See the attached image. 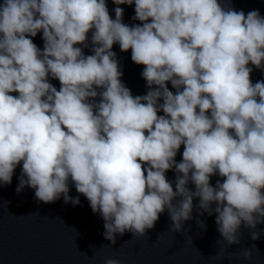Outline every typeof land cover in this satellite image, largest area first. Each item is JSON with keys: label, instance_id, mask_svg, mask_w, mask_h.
<instances>
[{"label": "clouds", "instance_id": "9594fccd", "mask_svg": "<svg viewBox=\"0 0 264 264\" xmlns=\"http://www.w3.org/2000/svg\"><path fill=\"white\" fill-rule=\"evenodd\" d=\"M112 2L115 19L106 0H0V186L22 162L18 194L79 205L71 179L112 245L126 231L146 236L165 210L183 231L198 197L226 247L239 244L242 224L264 223V80L249 66L264 70V16L221 0ZM125 4L141 23L123 22ZM41 32L43 50L29 38ZM115 44L144 66L145 95L122 82ZM226 247L212 259L231 258Z\"/></svg>", "mask_w": 264, "mask_h": 264}, {"label": "water", "instance_id": "95a60500", "mask_svg": "<svg viewBox=\"0 0 264 264\" xmlns=\"http://www.w3.org/2000/svg\"><path fill=\"white\" fill-rule=\"evenodd\" d=\"M106 3L110 16L115 19L114 9L117 5L112 0H106ZM221 3L237 11L243 10L245 14L258 10L264 16V0H228L227 3L221 0ZM119 7L124 9L125 24L131 26L141 23L133 19L134 4ZM91 36L90 31L89 47L83 49L85 55L93 54ZM29 38L43 50L42 32ZM113 51L123 73L122 82L134 96L145 95L149 89L141 75L144 66L135 64L131 59V50L122 52L119 44L113 46ZM249 66L253 67V83L264 80V70ZM49 82L57 89L60 88L59 81L51 76ZM168 86L175 92L170 82ZM182 152L183 146L177 154V162L182 160ZM21 174L22 162L14 171L12 183L0 186V264H104L110 257L119 259L121 264H264V223L257 224L255 229L242 224L239 232L240 243L226 247L227 242L223 241L217 230L216 215L210 216L206 212L202 216L199 214L198 197L193 199V218L183 222V231L175 233L171 230L172 221L165 210L160 214L154 228L147 230L146 236L136 237L126 231L122 236L117 234L116 244L112 245L104 237V220L100 214L93 213L89 201L77 192L71 179L69 195L73 198L79 196V205L66 204L63 195L55 202L45 204L35 198V190L31 187L25 186L22 192L17 193ZM176 175L174 170L166 173L174 190ZM222 179L217 174L211 178V183L215 186L217 180ZM188 187L195 191L191 182ZM215 206L213 204V208ZM198 220L204 221L206 230L201 229ZM253 231L260 233L258 240L251 238ZM222 247L232 253L231 258L212 259L219 254ZM244 249H253L251 260L242 257L241 252Z\"/></svg>", "mask_w": 264, "mask_h": 264}]
</instances>
